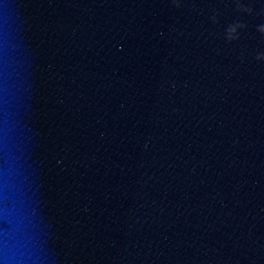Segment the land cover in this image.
<instances>
[{"label": "water", "instance_id": "95a60500", "mask_svg": "<svg viewBox=\"0 0 264 264\" xmlns=\"http://www.w3.org/2000/svg\"><path fill=\"white\" fill-rule=\"evenodd\" d=\"M260 26L264 0H0V264H264Z\"/></svg>", "mask_w": 264, "mask_h": 264}, {"label": "clouds", "instance_id": "9594fccd", "mask_svg": "<svg viewBox=\"0 0 264 264\" xmlns=\"http://www.w3.org/2000/svg\"><path fill=\"white\" fill-rule=\"evenodd\" d=\"M246 11H251V9H245ZM243 25H235V26H231L230 28H229V32H235L236 31V29H237V27H242ZM259 30L261 31V32H264V26H260V28H259ZM233 38V36H229V39H232ZM259 58V57H258Z\"/></svg>", "mask_w": 264, "mask_h": 264}]
</instances>
